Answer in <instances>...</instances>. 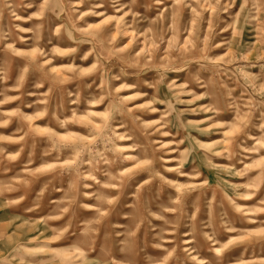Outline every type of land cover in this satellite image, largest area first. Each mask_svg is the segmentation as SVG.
Listing matches in <instances>:
<instances>
[{
  "label": "rangeland",
  "instance_id": "374dc122",
  "mask_svg": "<svg viewBox=\"0 0 264 264\" xmlns=\"http://www.w3.org/2000/svg\"><path fill=\"white\" fill-rule=\"evenodd\" d=\"M0 264H264V0H0Z\"/></svg>",
  "mask_w": 264,
  "mask_h": 264
}]
</instances>
